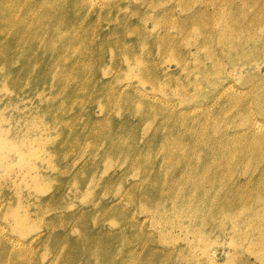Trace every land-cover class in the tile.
I'll list each match as a JSON object with an SVG mask.
<instances>
[{
	"label": "rangeland",
	"instance_id": "374dc122",
	"mask_svg": "<svg viewBox=\"0 0 264 264\" xmlns=\"http://www.w3.org/2000/svg\"><path fill=\"white\" fill-rule=\"evenodd\" d=\"M263 13L0 0V264H264Z\"/></svg>",
	"mask_w": 264,
	"mask_h": 264
},
{
	"label": "bare ground",
	"instance_id": "6f19581e",
	"mask_svg": "<svg viewBox=\"0 0 264 264\" xmlns=\"http://www.w3.org/2000/svg\"><path fill=\"white\" fill-rule=\"evenodd\" d=\"M246 9H247V8H246ZM243 10H244V9H243ZM243 10H242V11H243ZM263 14H264V13H263ZM247 15H248V14H247ZM243 17H244V16H243ZM247 17H248V16H247ZM218 19H219V18H218ZM261 19H262V18H261ZM243 21H244V20H243ZM263 21H264V20H263ZM237 22H238V21H237ZM260 22H261V21H260ZM260 22H259V23H260ZM229 23H231V22H229ZM250 23H251V22H250ZM261 24H263V23H261ZM231 25H232V24H231ZM259 25H260V24H259ZM259 25H258V26H259ZM227 26H228V25H227ZM227 26H226V27H227ZM229 26H230V25H229ZM232 26L234 27V25H232ZM235 26H236V25H235ZM260 26H261V25H260ZM242 27H243V26H242ZM229 28H230V27H229ZM239 28H240V27H239ZM232 29H233V28H232ZM239 30H241V28H240ZM256 30H257V29H256ZM256 30H255V31H256ZM225 31H226V30H225ZM248 31H250V29H248ZM227 33H228V32H227ZM254 34H255V33H254ZM231 35H232V34H231ZM231 35H230V36H231ZM249 35H251V34H249ZM236 36H237V34H236ZM238 36L240 37V35H238ZM241 36H242V35H241ZM236 38H237V37H236ZM254 38H255V37H254ZM257 39H258V38H257ZM243 40H244V39H242V42H243ZM245 40H246V39H245ZM259 40H260V39H259ZM247 41H248V40H247ZM239 42H240V41H239ZM249 42H250V41H249ZM240 43H241V42H240ZM240 43H239V44H240ZM247 44H248V42H247ZM139 171H140V170H139ZM194 203H195V202H194ZM238 221H240V220H238ZM254 248H255V247H254Z\"/></svg>",
	"mask_w": 264,
	"mask_h": 264
}]
</instances>
